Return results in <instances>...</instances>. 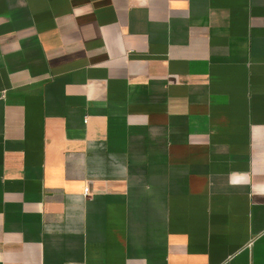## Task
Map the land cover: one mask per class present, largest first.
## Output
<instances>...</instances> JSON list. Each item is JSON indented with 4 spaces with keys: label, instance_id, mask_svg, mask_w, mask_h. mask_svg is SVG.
<instances>
[{
    "label": "crops",
    "instance_id": "0c3cea01",
    "mask_svg": "<svg viewBox=\"0 0 264 264\" xmlns=\"http://www.w3.org/2000/svg\"><path fill=\"white\" fill-rule=\"evenodd\" d=\"M0 264H264V0H0Z\"/></svg>",
    "mask_w": 264,
    "mask_h": 264
},
{
    "label": "built area",
    "instance_id": "2783aa9c",
    "mask_svg": "<svg viewBox=\"0 0 264 264\" xmlns=\"http://www.w3.org/2000/svg\"><path fill=\"white\" fill-rule=\"evenodd\" d=\"M87 192V189H85V193Z\"/></svg>",
    "mask_w": 264,
    "mask_h": 264
}]
</instances>
